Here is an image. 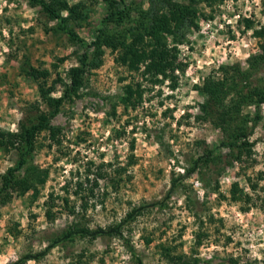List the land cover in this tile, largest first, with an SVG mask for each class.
Listing matches in <instances>:
<instances>
[{
	"label": "rangeland",
	"instance_id": "obj_1",
	"mask_svg": "<svg viewBox=\"0 0 264 264\" xmlns=\"http://www.w3.org/2000/svg\"><path fill=\"white\" fill-rule=\"evenodd\" d=\"M69 1L87 5L86 19L72 24L91 42L108 5L103 0ZM150 1L127 0L144 9ZM199 1V27L185 32L178 45L176 82L148 87L141 104L127 107L122 88L131 80L123 81L128 74L107 49L103 66L87 76L82 97L66 103L52 119L63 128L60 142L46 140L43 133L30 160L49 171L48 182L37 199L33 192L13 193L7 203H0V264L44 251L76 222L105 227L120 222L136 206L162 201L172 180L184 175L194 158L221 143L222 132L202 117L206 98L197 88L210 75L220 76L221 67L253 72L254 82L264 77V60H257L264 55V36L255 35L264 29V0ZM245 19L253 22V29L245 27ZM56 28L29 0H0V129L17 132L21 123L49 112L26 69H48L51 86L57 79L68 82L69 69L78 65L79 47ZM53 94L62 96L61 82ZM246 111L254 114L255 108ZM259 111L260 121L251 125L252 158L238 163L228 157L218 192L209 191L195 174L165 207L148 210L125 228L126 240L145 264H168L165 249L175 248L199 258L200 264H231L232 258L240 264H264V105ZM132 156L136 161L123 175L119 192L110 187L104 206L94 207L90 201L89 210L81 212L82 201L74 194L78 177L104 163L126 166ZM16 162L15 151L0 148V182ZM212 182L216 187L218 179ZM235 184L242 198L237 202L232 200ZM49 206L52 221L46 215ZM199 232L203 244L193 253ZM126 246L118 238L78 240L27 264H77L80 258L88 264H135Z\"/></svg>",
	"mask_w": 264,
	"mask_h": 264
},
{
	"label": "trees",
	"instance_id": "obj_2",
	"mask_svg": "<svg viewBox=\"0 0 264 264\" xmlns=\"http://www.w3.org/2000/svg\"><path fill=\"white\" fill-rule=\"evenodd\" d=\"M32 6L41 8L49 21L55 22L54 30L66 34L79 49L78 65L68 71V82L62 79L55 80L51 86L49 81L52 73L48 69L30 67L25 74L38 83L41 102L49 112L30 123H21L17 132L0 129V148L17 154L16 165L10 167L1 177L0 203L5 204L13 197V193L25 196L34 193L37 199L40 188L45 186L49 179V171L30 163L35 151L40 146L39 139L45 133L46 140L60 142L63 128L52 124L66 103L74 102L82 97V89L87 76L103 66L106 50L114 55V62L123 68L128 76L123 81L131 80L122 88L124 105L136 106L143 102L148 87H156L165 81L176 82V72L179 67L178 45L184 42L185 32L198 28L199 0H151L150 8L144 9L141 5L127 0H103L108 5V13L102 19L100 27L95 31L93 40L88 42L82 39L75 31L72 23H78L87 17V5L83 2L71 4L69 0H29ZM247 29H253V22L244 20ZM256 37L264 36V29L255 31ZM171 39V40H170ZM257 59V58H256ZM255 59V60H256ZM257 60H264V55ZM217 74L210 75L198 92L206 98L201 105L203 119L213 124L222 132L221 143L213 148H207L198 157L194 158L184 175H179L171 182V188L160 202L146 203L128 211L120 221L105 227H92L76 222L67 230L51 241L47 248L40 253L25 255L13 264H27L30 261H39L54 248L78 240L96 241L97 239L118 238L126 242V247L135 264H145L137 254L133 245L125 237V228L143 216L148 210L156 207H165L173 194L180 188L186 187V180L198 174L206 183L209 191L218 192L219 177L225 170L227 158L243 163L252 158L255 143L251 142V125L261 119L260 108L264 105V77L254 82L251 80L253 72L241 67H221ZM127 79V80H126ZM63 84V94L54 96L56 84ZM255 108L254 114L246 109ZM50 147L52 143L49 144ZM135 156L126 166H116L112 163L100 164L96 170H89L85 177H78L75 182V196L81 199V212H87L90 201L93 206H104L109 197V189L119 192L124 182L123 175L128 167L135 163ZM93 165V163H91ZM92 175V176H91ZM213 177L218 179L213 186ZM129 178V177H128ZM105 184L101 187L100 183ZM238 185H233L232 200H242ZM256 185L251 186L254 190ZM68 191V190H67ZM53 199V194L51 195ZM68 202L67 199H64ZM48 206V202H47ZM76 209V208H75ZM77 213V210H72ZM80 214V213H78ZM47 218L53 220L52 206L46 212ZM203 244L202 234H196L193 253ZM165 259L168 264H200L201 260L184 252L165 249ZM77 264L85 263L82 258ZM231 264H240L239 260L231 259ZM250 264V263H248Z\"/></svg>",
	"mask_w": 264,
	"mask_h": 264
}]
</instances>
